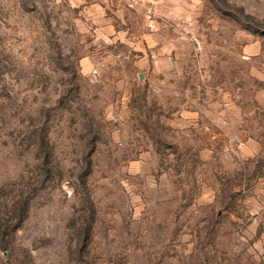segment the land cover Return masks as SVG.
I'll return each mask as SVG.
<instances>
[{
  "label": "rangeland",
  "instance_id": "1",
  "mask_svg": "<svg viewBox=\"0 0 264 264\" xmlns=\"http://www.w3.org/2000/svg\"><path fill=\"white\" fill-rule=\"evenodd\" d=\"M0 264H264V0H0Z\"/></svg>",
  "mask_w": 264,
  "mask_h": 264
}]
</instances>
